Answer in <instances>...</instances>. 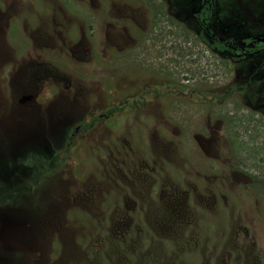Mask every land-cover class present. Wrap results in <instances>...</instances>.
<instances>
[{
	"label": "rangeland",
	"instance_id": "374dc122",
	"mask_svg": "<svg viewBox=\"0 0 264 264\" xmlns=\"http://www.w3.org/2000/svg\"><path fill=\"white\" fill-rule=\"evenodd\" d=\"M201 4L0 0V264H264V51Z\"/></svg>",
	"mask_w": 264,
	"mask_h": 264
},
{
	"label": "trees",
	"instance_id": "16d2710c",
	"mask_svg": "<svg viewBox=\"0 0 264 264\" xmlns=\"http://www.w3.org/2000/svg\"><path fill=\"white\" fill-rule=\"evenodd\" d=\"M200 9L194 13L193 17L198 26V36L200 40L211 50L218 52H228L232 56L240 58L246 56L247 52H254V49L243 50L235 45L231 38L223 39L218 36L211 28L210 21L214 16L215 0H201ZM117 108H111L105 116L112 115ZM102 116L94 118L93 121L100 120ZM93 122H91L92 124ZM88 124L87 126L91 125Z\"/></svg>",
	"mask_w": 264,
	"mask_h": 264
},
{
	"label": "flooded vegetation",
	"instance_id": "af4514ba",
	"mask_svg": "<svg viewBox=\"0 0 264 264\" xmlns=\"http://www.w3.org/2000/svg\"><path fill=\"white\" fill-rule=\"evenodd\" d=\"M216 1V0H215ZM215 9V8H214ZM252 40L255 42L254 46L252 49H254V52H247L248 54H251V53H260L262 51H264V43L262 42H257L254 38H252ZM247 54V55H248ZM246 55V56H247ZM238 57V56H237ZM245 57V56H244Z\"/></svg>",
	"mask_w": 264,
	"mask_h": 264
},
{
	"label": "water",
	"instance_id": "95a60500",
	"mask_svg": "<svg viewBox=\"0 0 264 264\" xmlns=\"http://www.w3.org/2000/svg\"><path fill=\"white\" fill-rule=\"evenodd\" d=\"M254 39H255L257 42H262V43H264V37H254Z\"/></svg>",
	"mask_w": 264,
	"mask_h": 264
}]
</instances>
